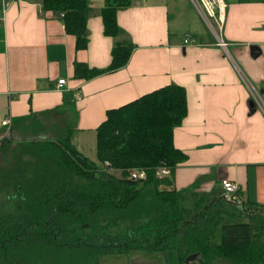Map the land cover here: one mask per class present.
Returning a JSON list of instances; mask_svg holds the SVG:
<instances>
[{
    "label": "crops",
    "instance_id": "0c3cea01",
    "mask_svg": "<svg viewBox=\"0 0 264 264\" xmlns=\"http://www.w3.org/2000/svg\"><path fill=\"white\" fill-rule=\"evenodd\" d=\"M221 1L218 34L226 51L189 0H131L116 12L124 32L114 37L103 33L98 13L103 0H89L83 49H75L74 36L64 31L55 12L42 8V1H14L0 18V139L56 140L70 133L71 144L97 164L95 127L105 109L178 84L188 107L173 129V143L186 157L164 187L191 190L188 204L208 193L217 199L235 194L231 204L246 200L263 206L264 110L254 105L251 110L237 68L264 103V0ZM186 33L193 42H183ZM116 39L133 45L123 66L88 79L73 76L74 60L106 67ZM60 78L64 82L58 86ZM6 116L9 123L3 125ZM222 178L236 183L237 190L227 193ZM253 214L242 213L245 219ZM137 250L113 254L137 252L133 264H166L160 250Z\"/></svg>",
    "mask_w": 264,
    "mask_h": 264
},
{
    "label": "trees",
    "instance_id": "16d2710c",
    "mask_svg": "<svg viewBox=\"0 0 264 264\" xmlns=\"http://www.w3.org/2000/svg\"><path fill=\"white\" fill-rule=\"evenodd\" d=\"M40 1L43 9L57 14L64 31L74 36L75 49L85 48L89 0ZM130 3L131 0H103L98 13L105 35L114 37L124 32L117 24L116 12ZM132 47L130 41L116 39L106 67H88L74 60L73 76L88 79L119 68L127 62ZM185 93L183 86L171 83L105 109L104 119L95 127L96 161L102 168L79 153L70 142V133L61 139L30 142L38 147L35 160L42 161L41 166L47 162L48 166L25 170L18 167L16 188L23 196L21 203L37 216L25 221L9 215L0 219V225L9 221L12 225L14 220L16 227L51 225L54 230L62 221L74 223V228L101 229L94 237L108 244L95 245L93 253L82 250L84 240L76 242V251L83 254L80 262L72 264H98L97 258L89 261L85 256L138 247L165 250L167 264H210L217 257L232 264L264 262V224L257 226L253 221L257 213L264 212V205L249 203L255 214L245 220H232L240 212L230 200L203 193L192 197V204H186L192 192L160 188L170 185L171 179L167 175L158 177L156 170L168 167L172 175L186 157L173 143V129L187 113ZM7 144L6 138L0 140V147ZM133 168L142 169L145 178H128L127 172ZM116 170H120L117 177ZM72 175L87 181L73 183ZM29 179L31 185L26 183ZM110 225L120 228L114 233L104 232ZM53 230L39 237L55 247L59 236ZM21 234L17 230L13 239L22 241ZM39 237H35L37 242L42 240ZM168 247L172 250L166 257Z\"/></svg>",
    "mask_w": 264,
    "mask_h": 264
},
{
    "label": "rangeland",
    "instance_id": "374dc122",
    "mask_svg": "<svg viewBox=\"0 0 264 264\" xmlns=\"http://www.w3.org/2000/svg\"><path fill=\"white\" fill-rule=\"evenodd\" d=\"M122 36L121 34H119ZM119 36V37H120ZM1 140V139H0ZM46 141V140H43ZM52 141V140H51ZM30 142L35 141H17V142H8L6 146L0 147V219L5 218L6 216L12 215L16 217H22V220H30L32 218H36L37 215L34 213H31L30 208H26L24 203H21L23 201V196L18 192V189L16 188V184L19 181L18 177L16 176V169L19 167L21 170L25 169H34V167L37 168H43L44 166H48L47 162H45L44 166H41L43 164L42 161H36L35 155L38 147L35 145H30ZM36 153V154H34ZM20 157V160L18 158ZM49 165H51L52 160L48 159ZM40 164V165H38ZM101 168L103 165L100 163H97ZM133 169H139V168H133ZM159 169V168H158ZM157 169V170H158ZM131 170V169H130ZM127 172V177L130 179H134L129 175V171ZM142 170V169H139ZM156 170V175L160 177L161 175L165 176L166 173L158 174ZM167 175H170V169L167 167ZM120 170H116L114 172V176L117 177L119 175ZM145 173V172H144ZM72 181L73 183L83 184L86 183V178L78 177L76 175H72ZM145 178V177H144ZM143 178V179H144ZM136 179V178H135ZM134 179V180H135ZM137 180V179H136ZM28 185H31L33 182L32 180H28L26 182ZM18 187V186H17ZM164 187L163 185H160V188ZM190 192L189 190H187ZM188 204V202L186 203ZM236 210L240 212L239 215L232 220H245L243 215L241 214L244 210L253 212L252 206L249 205V202L246 200H243L241 202H237L234 204ZM264 213V212H262ZM257 213V216H255L254 224L259 226L264 224V214ZM242 215V216H241ZM259 215V216H258ZM263 215V216H261ZM123 222L116 223L115 225L119 226ZM4 225H0V264H72V263H78L80 262L79 259L83 253L77 252L74 247L76 242H80L81 240H84L85 245L82 246L83 251H91L95 253V245L101 244L105 245L108 244V242H102L98 241L97 238L94 236L99 233L101 229L95 228H74V223H63L62 221L57 222V224L54 226V230L51 229V225L47 226H32L31 224H28L27 226H24L25 224H19L16 227V222L13 220L12 225L9 222H4ZM114 225H110L107 227V229H104V232H115L117 228ZM58 228V230H57ZM19 230L22 232L20 235L22 241L16 242L15 239H13V235L15 232ZM53 230L54 232H57L59 239H57L58 244L55 243V247L52 244H49V242H46L44 238H41L39 236H42L43 233H46V231ZM70 231V232H66ZM39 237L42 240L37 242L35 240V237ZM78 238V240H77ZM73 245V246H69ZM137 251H141V253L149 251L146 248H136ZM99 250V249H98ZM164 250V249H163ZM166 257L169 252H171L172 248L168 247L166 248ZM165 251V250H164ZM164 251L160 250V258L163 259ZM112 252V253H111ZM114 251H110L107 254L106 253H100L97 255H86L85 258L89 261L94 260L97 258L98 264H133L136 262L134 261V254L137 252H127V253H121L120 254H113ZM148 253V252H147ZM162 253V255H161ZM127 254V255H126ZM151 254V253H148ZM144 258L147 259L146 256L143 255ZM84 259V256L82 257ZM148 258H151V256H148ZM159 258V259H160ZM165 258V257H164ZM264 258V257H263ZM166 260V259H165ZM88 261V262H89ZM148 261V260H145ZM92 263V262H91ZM151 264H156V262H151ZM163 264V263H162ZM167 264V260H166ZM210 264H232L229 260H226L224 258H213L210 261ZM261 264H264L262 261Z\"/></svg>",
    "mask_w": 264,
    "mask_h": 264
},
{
    "label": "built area",
    "instance_id": "2783aa9c",
    "mask_svg": "<svg viewBox=\"0 0 264 264\" xmlns=\"http://www.w3.org/2000/svg\"><path fill=\"white\" fill-rule=\"evenodd\" d=\"M14 1L16 0H0V18L3 16V13L7 9V7L12 3H14ZM189 1L192 4V6L196 9L197 13L199 14L203 22L207 25L209 31L212 34H214L220 47L226 51L227 43L218 34L223 23L222 22L223 15L221 11L222 7H220V5H223L222 1L221 0H189ZM190 36H191L190 34L186 33L183 38V42L184 43L193 42L194 39L193 37ZM237 72L239 73L242 82L247 87V90L249 91V97L253 102L254 106L256 108H261L262 110H264L263 98L259 90L248 79H246L243 76L242 72L238 68H237ZM63 82L64 79L60 78L57 80V85L61 86ZM8 123H9V117L6 116L1 121V124L8 125ZM167 172H168L167 168L163 166L157 170V173L159 175L163 173H166L167 175ZM129 175L134 179L135 178L143 179L145 177L144 171L139 169H131L129 171ZM220 184L227 193H233L237 190V184L228 179L222 178L220 180ZM234 197L235 194L234 195L232 194L230 198L228 197L226 199L234 202Z\"/></svg>",
    "mask_w": 264,
    "mask_h": 264
},
{
    "label": "water",
    "instance_id": "95a60500",
    "mask_svg": "<svg viewBox=\"0 0 264 264\" xmlns=\"http://www.w3.org/2000/svg\"><path fill=\"white\" fill-rule=\"evenodd\" d=\"M252 47H253V45H252ZM248 104L250 105L251 110L255 109L254 106H253L254 104H253V102H252L251 100H250V102H249ZM190 258H191V257H190ZM191 259H193V258H191Z\"/></svg>",
    "mask_w": 264,
    "mask_h": 264
}]
</instances>
